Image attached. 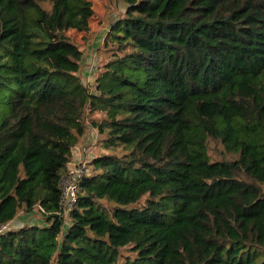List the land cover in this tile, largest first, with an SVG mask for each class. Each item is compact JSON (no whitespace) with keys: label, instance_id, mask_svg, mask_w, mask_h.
Here are the masks:
<instances>
[{"label":"trees","instance_id":"trees-1","mask_svg":"<svg viewBox=\"0 0 264 264\" xmlns=\"http://www.w3.org/2000/svg\"><path fill=\"white\" fill-rule=\"evenodd\" d=\"M92 1L0 0V224L43 222L0 235V264H264V0H115L95 91L66 35Z\"/></svg>","mask_w":264,"mask_h":264},{"label":"rangeland","instance_id":"rangeland-1","mask_svg":"<svg viewBox=\"0 0 264 264\" xmlns=\"http://www.w3.org/2000/svg\"><path fill=\"white\" fill-rule=\"evenodd\" d=\"M94 16L90 20L89 29L85 32H77L75 30L69 31L66 35L74 44H76L83 52V61L81 63V72L78 75L83 84H85L91 91L96 89L97 76L103 72L104 65L108 62L106 52L104 50V40L109 32V28L117 20H120L124 16L125 7L115 0H93ZM104 116L93 114L88 117V131L86 136L80 143L74 148L75 157L81 155L77 162L71 161L70 169L66 171L62 178L61 188L65 189L69 184L70 178L79 169L83 170V173L90 174L94 169L92 162L95 158L103 156L106 151L103 148V140L105 136H100L97 129L94 128L93 122H100ZM211 156L213 159L221 160L230 158L224 151V148L219 142L212 141L211 143ZM73 163V165H72ZM147 197L144 198L137 207L144 206ZM66 212V225L70 224L68 218L69 208L64 205ZM35 211L31 217H25L20 213L19 218L22 220V224L11 223L8 225L10 231L19 230L25 225L29 224H43L41 215ZM17 220V219H16ZM15 220V221H16ZM125 251V255H130Z\"/></svg>","mask_w":264,"mask_h":264},{"label":"built area","instance_id":"built-area-1","mask_svg":"<svg viewBox=\"0 0 264 264\" xmlns=\"http://www.w3.org/2000/svg\"><path fill=\"white\" fill-rule=\"evenodd\" d=\"M84 174L85 173H83V170L81 169L76 171L73 174V176L70 178L69 184L67 185V187L65 189H62L63 203L64 205H67L69 210L76 204L78 183ZM8 231H10L8 225L0 224V235H3L7 233Z\"/></svg>","mask_w":264,"mask_h":264},{"label":"crops","instance_id":"crops-1","mask_svg":"<svg viewBox=\"0 0 264 264\" xmlns=\"http://www.w3.org/2000/svg\"><path fill=\"white\" fill-rule=\"evenodd\" d=\"M80 157H81V155H77V156L75 157L74 150H73V157H72L73 162H77L78 159H80ZM72 165H73V163H72ZM69 167H70V165H69ZM69 169H70V168H69ZM26 217H31V216H27V215H25V217H23L22 219L25 220ZM25 221H26V220H25ZM18 222H20V223L22 224V220H21V218H19V217L17 218L16 221H14V223H18ZM18 224H19V223H18Z\"/></svg>","mask_w":264,"mask_h":264}]
</instances>
